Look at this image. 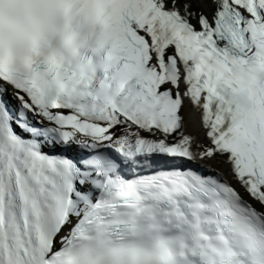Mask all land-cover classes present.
Listing matches in <instances>:
<instances>
[{
    "label": "snow or ice",
    "instance_id": "1",
    "mask_svg": "<svg viewBox=\"0 0 264 264\" xmlns=\"http://www.w3.org/2000/svg\"><path fill=\"white\" fill-rule=\"evenodd\" d=\"M0 264H264V0H0Z\"/></svg>",
    "mask_w": 264,
    "mask_h": 264
},
{
    "label": "bare ground",
    "instance_id": "2",
    "mask_svg": "<svg viewBox=\"0 0 264 264\" xmlns=\"http://www.w3.org/2000/svg\"><path fill=\"white\" fill-rule=\"evenodd\" d=\"M193 115L197 118V115L194 113V111H193ZM198 119V118H197Z\"/></svg>",
    "mask_w": 264,
    "mask_h": 264
}]
</instances>
